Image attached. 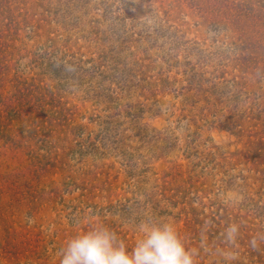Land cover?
Instances as JSON below:
<instances>
[{
  "label": "rangeland",
  "instance_id": "374dc122",
  "mask_svg": "<svg viewBox=\"0 0 264 264\" xmlns=\"http://www.w3.org/2000/svg\"><path fill=\"white\" fill-rule=\"evenodd\" d=\"M148 219L264 264V0H0V264Z\"/></svg>",
  "mask_w": 264,
  "mask_h": 264
},
{
  "label": "clouds",
  "instance_id": "9594fccd",
  "mask_svg": "<svg viewBox=\"0 0 264 264\" xmlns=\"http://www.w3.org/2000/svg\"><path fill=\"white\" fill-rule=\"evenodd\" d=\"M137 228L142 237L129 251L114 231L97 222L67 242L61 249L59 264H196V253L185 246L172 223L148 219ZM239 233V224H229L224 232L225 242L234 246ZM259 239L264 240V235ZM251 244L256 248L257 237ZM222 254L229 261L238 258L234 251Z\"/></svg>",
  "mask_w": 264,
  "mask_h": 264
}]
</instances>
